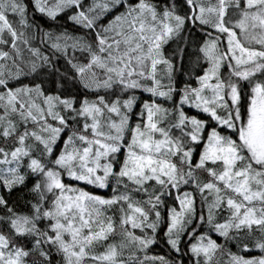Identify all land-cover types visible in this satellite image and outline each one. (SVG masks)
<instances>
[{
  "label": "snow or ice",
  "instance_id": "6c2138e0",
  "mask_svg": "<svg viewBox=\"0 0 264 264\" xmlns=\"http://www.w3.org/2000/svg\"><path fill=\"white\" fill-rule=\"evenodd\" d=\"M186 3L190 14L181 15L174 3L160 8L151 0H32L34 11L52 20L70 11L68 20L84 34L64 31L53 38L41 30L52 55L28 51L29 71L43 79L8 88L7 79L22 74L18 42L28 45L26 31L31 35L38 26L23 0H0V45H10L0 59L15 67L6 77L0 64L6 89L0 92V189L8 196L13 190L27 194L22 210L0 195V264H51L53 251L62 264H182L146 254L162 224L170 251L181 254L187 238L189 264H212L223 251L213 232L236 240L242 252H259L246 257L229 251L226 264H264V0ZM189 21L211 30L198 49L208 67L196 77L198 86L177 90L172 59L162 49ZM69 49L79 51L83 62ZM183 51L178 45L172 56L182 59ZM61 58L63 71L54 63ZM158 65L165 66V76H158ZM45 81L55 84V94H46ZM69 81L95 91L96 98L65 95ZM135 90L152 99L140 104L141 119L133 124ZM185 106L204 118L188 115ZM65 176L110 188L111 195L67 184ZM182 186L199 194V215L193 192ZM202 226L207 231L199 232ZM117 232L119 245L106 243ZM36 255L39 261L31 259Z\"/></svg>",
  "mask_w": 264,
  "mask_h": 264
},
{
  "label": "trees",
  "instance_id": "16d2710c",
  "mask_svg": "<svg viewBox=\"0 0 264 264\" xmlns=\"http://www.w3.org/2000/svg\"><path fill=\"white\" fill-rule=\"evenodd\" d=\"M23 2L28 6L27 11H28V18L30 22L34 23L35 25L38 26L37 29L31 30L32 34L29 35L28 31H26V36L28 37V45H24L23 43L19 42V49L21 52V56L19 60L16 62V64L20 67L22 70V74L19 76V78H15L13 76L12 78L7 79V86L8 88H17L20 87L21 85H28L31 87L33 81L35 82H40L41 79H43V75L40 77H36L35 74L31 73L29 71L30 67V62L33 59L32 54L28 51L30 47H34L40 50L42 55H47L51 56L52 55V50L50 49L49 45L51 43V40H47L43 37L42 31L43 32H48L53 34V38L55 35H58L64 31H67L69 35L73 36H79L84 34V30L80 29L78 26H76L73 22L68 20V16L71 15V12H65V13H60L55 20L49 19L48 17L37 13L34 11V8L32 7V0H23ZM85 3H91V0H84ZM130 2H135V0H130ZM152 3L158 5L160 8H163L166 4H175V9L178 14L185 15V14H190V9L186 3V0H151ZM123 9H117L116 11L111 12L110 15L107 16L108 18H112L117 11H122ZM10 19H13L10 17ZM106 19L102 22H106ZM103 23V24H104ZM107 23V22H106ZM42 30V31H41ZM206 31H211L210 29H204L202 30V26H199L197 24H193L191 21L188 22L186 27L184 28L181 36L178 39H174L169 41L168 44H165L163 47V55L165 58H171L172 63L174 65V71L172 73L173 75V81L175 84V87L177 90L183 88L185 84L191 86V87H196V77L203 75L204 69L208 67V64L206 61L201 57V54L199 53L198 49L199 46L203 43V38L205 35ZM181 41V45H179L184 51H183V60L180 62L177 57L172 56V48L175 45V42ZM176 42V43H177ZM192 42L190 46H187L186 43ZM0 50H6L10 51V45H0ZM57 56H60L59 53L56 54ZM69 55L70 56H75L78 61L83 62V56L82 54L77 51L73 53L71 49H69ZM186 58V59H184ZM189 58V60H187ZM54 63L57 64L58 67L62 68V71L64 67H66L65 61L63 58L59 60L54 59ZM0 64L6 65L5 69H3L5 76L7 77V72L9 69L13 73H15V67L12 65V61H4L3 59H0ZM227 71L226 67L221 68V74L222 76L225 74ZM167 83V82H166ZM165 83V84H166ZM246 87V82H243ZM44 88L47 92H52L55 94V84L54 83H49L48 81H45ZM6 89L3 86H0V92H4ZM71 94V96L75 97L77 100H83L85 98L89 100H94L96 98V92L95 91H88L81 87L78 83L73 86V82L69 81L68 82V87L66 88L65 95ZM107 90L105 89H100L99 94L106 96ZM138 94V101L136 103V107L133 109L132 115H134L137 111L140 112V104H141V99L143 100H151L150 95H144V93H137ZM174 101L179 100L178 95L173 96ZM158 102L164 103L161 99L158 98ZM170 105L172 108L173 104L170 101ZM79 107V104L76 105ZM186 113H190L192 115L197 116L198 118H204V115L202 113H198L192 109H186L184 108ZM0 112H2V109H0ZM31 127V125H29ZM23 130V127L21 126V131ZM62 137H66V132L61 134ZM9 144L11 141L8 142ZM5 142L2 138H0V146H4ZM58 145L62 146V141H58ZM194 156H197V153L194 154ZM203 178V177H202ZM31 181V178H29ZM64 182L67 184H73L77 185L80 187L85 188V190H90L94 194L102 195V196H110L111 195V190L109 189H95L92 188V186L89 185H84L80 182L76 181H71L68 177L63 178ZM181 191H192L195 197V207L197 211V215L200 214L201 211V201H200V196L198 193L194 192V190L190 186H182ZM0 195H5L8 197L10 202H13L17 205L18 208H21L22 210V204L23 201L21 199V196L24 195L26 197V193H22L21 191L13 190L12 194L8 196V194L0 189ZM175 195V192H173V196ZM165 201L168 204L172 203L171 198L165 197ZM162 215H166V209H161ZM111 214V213H109ZM206 215V212H205ZM163 228L164 225H161V228L158 229L157 231V242L154 243L153 245H150L149 248L146 250V254L151 257V256H165L166 259L169 260H176V261H181L182 264H189V257L190 253L187 255H184V253L187 251V238L184 239V241L181 243L180 248H181V254H177L175 252H172L169 250L168 245L166 242L162 239L163 236ZM199 232H205L207 231V228L205 226H202L198 230ZM137 234L138 231H137ZM211 238L216 240V242L222 246L223 251L218 252L213 261L212 264H226V261L228 260V255L227 253L230 251L232 253H237L245 256L250 255H259V252L257 250H253L251 252H242L240 249L237 247V241L236 240H228L226 241L225 238L218 236L216 233H211ZM121 236L117 232L115 235H111L109 237V240L106 243H120L121 241ZM244 241H241V247ZM98 251H102V248H98ZM140 259L143 260L144 253H138ZM128 256V251L124 252L123 258L127 259ZM31 259H35L39 261L41 258L36 255L34 257H31ZM51 264H62V256L57 255L54 251L52 255L50 256Z\"/></svg>",
  "mask_w": 264,
  "mask_h": 264
},
{
  "label": "rangeland",
  "instance_id": "374dc122",
  "mask_svg": "<svg viewBox=\"0 0 264 264\" xmlns=\"http://www.w3.org/2000/svg\"><path fill=\"white\" fill-rule=\"evenodd\" d=\"M117 10V9H116ZM116 10H113V11H116ZM112 11V12H113ZM111 13H108V14H105V16L101 19V21H100V23H104V22H102V21H104V19H106L107 20V16L108 15H110ZM107 15V16H106ZM109 19H111L110 17L108 18V20ZM107 20V21H108ZM106 21V22H107ZM106 22L104 23V24H106ZM236 31H237V33H239V30L238 29H236ZM224 39H225V41H226V37H224ZM177 42V41H176ZM175 42V45L173 46L174 48H172V53H173V51L177 48V46L178 45H181V41H178L177 43ZM192 44V42H187L186 43V45L187 46H190ZM18 46H19V42H18ZM164 47V46H163ZM225 47H226V43H225ZM258 47V46H257ZM162 52H163V49H162ZM177 59L181 62L182 60H183V58L181 59V58H179V57H177ZM184 59H186V58H184ZM187 60H189V58L187 59ZM227 73V71L225 72V74ZM165 74H166V70H165V66L164 65H158V76H165ZM258 76H259V74H257ZM163 83H166L167 82V80L166 79H164L163 81H162ZM198 86V85H197ZM137 93H144L143 91H141V90H135L134 91V93H131V94H134L135 96H136V98L138 97V94ZM129 93H127V92H120V90L119 89H116V95H118V96H120L121 97V99H124V98H127V95H128ZM144 95H150V94H148V93H144ZM106 98H108V99H115L116 98V96H114V95H112L111 94V90H107V93H106V96H105ZM139 99V98H138ZM138 99H137V101H138ZM144 100L143 99H141V103L143 102ZM162 101H164V103H163V106L164 107H166V108H170L171 107V105H170V101H168V100H162ZM136 107V104L134 105V107H133V109ZM185 108L186 109H191V108H188L187 106H185ZM192 110H194V111H196L195 109H192ZM197 112V111H196ZM188 114V113H187ZM203 114V113H202ZM188 115H192V114H188ZM204 115V114H203ZM141 119V117L139 116V112L137 111L134 115H131V123H133V124H135L136 122H138L139 120ZM195 153H197V156H198V149H197V151L196 152H194V154ZM121 242V241H120ZM114 244H116V245H119V243L118 242H116V243H114ZM218 244V243H217ZM128 250L126 249V250H124V252H127ZM249 256H251L250 254H249ZM247 257V256H246Z\"/></svg>",
  "mask_w": 264,
  "mask_h": 264
}]
</instances>
